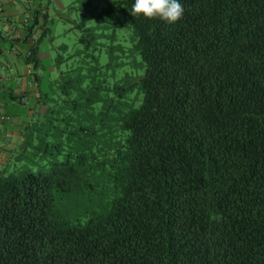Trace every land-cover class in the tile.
Masks as SVG:
<instances>
[{"label":"trees","instance_id":"trees-1","mask_svg":"<svg viewBox=\"0 0 264 264\" xmlns=\"http://www.w3.org/2000/svg\"><path fill=\"white\" fill-rule=\"evenodd\" d=\"M122 2L127 48L75 22L89 65L56 78L43 0L6 37L37 95H5L32 114L0 165V264H264V0H179L174 24Z\"/></svg>","mask_w":264,"mask_h":264},{"label":"rangeland","instance_id":"rangeland-1","mask_svg":"<svg viewBox=\"0 0 264 264\" xmlns=\"http://www.w3.org/2000/svg\"><path fill=\"white\" fill-rule=\"evenodd\" d=\"M43 2L48 6L49 22L47 26L49 28V32L40 43L39 55L42 58L46 69L49 71L51 78L58 77L60 71L70 70L73 67H77L79 62L83 64V66L89 65V63H87L88 56L85 58L84 54H76L78 50L83 48V45L78 43V38L81 32L74 26L75 22L84 20L87 26H94L96 28V33L114 34L116 37L114 43H121L125 46V48L129 45L128 41L129 36H131V29L125 14L121 11V7L123 5L122 0H99V7L105 6L108 3L112 6L111 14L105 15L104 17H96L92 15L91 11L84 13L75 8L74 5L76 7L80 5V2L77 0H43ZM93 12L95 13L96 9H94ZM101 39L104 40H100V42L102 41L105 43V47L101 49V52L96 50L95 53H100V63L105 64L109 62L111 58L110 53L106 51L105 48L106 46L112 44V42L104 37ZM61 45H66V49H59V46ZM58 55H61L65 59L59 67H56L53 64V59ZM125 60L129 62V59ZM113 64H115V60L113 61ZM124 67L129 70V68L132 67L131 62L126 64ZM123 70L124 69L122 67H109L108 80H117L121 76ZM26 106L28 107V104L19 106L20 112ZM31 114L32 111L30 110L29 117H31ZM29 117L25 118L24 123L28 122ZM18 124L23 126V123ZM18 144L19 143L16 138H14V140H12V142L6 147V149L10 151H6L7 154H3L5 152H0L1 166L4 164L9 155L13 156L11 151L13 152L17 150Z\"/></svg>","mask_w":264,"mask_h":264},{"label":"crops","instance_id":"crops-1","mask_svg":"<svg viewBox=\"0 0 264 264\" xmlns=\"http://www.w3.org/2000/svg\"><path fill=\"white\" fill-rule=\"evenodd\" d=\"M27 1L0 0V150H6L14 138L20 142L21 126L18 123H23L30 116L29 106L23 109L26 113L20 114L17 103L6 101V91L15 95L25 93L27 101L37 95L36 83L29 78L30 67L24 64L22 55L18 53L22 51L20 46L9 48L6 45V37L19 31L15 21L24 12Z\"/></svg>","mask_w":264,"mask_h":264},{"label":"clouds","instance_id":"clouds-1","mask_svg":"<svg viewBox=\"0 0 264 264\" xmlns=\"http://www.w3.org/2000/svg\"><path fill=\"white\" fill-rule=\"evenodd\" d=\"M130 13L174 24L183 17L184 8L179 0H135Z\"/></svg>","mask_w":264,"mask_h":264},{"label":"built area","instance_id":"built-area-1","mask_svg":"<svg viewBox=\"0 0 264 264\" xmlns=\"http://www.w3.org/2000/svg\"><path fill=\"white\" fill-rule=\"evenodd\" d=\"M35 40H36V36L33 37L32 42H34ZM22 101L23 102H26V98L25 97H22Z\"/></svg>","mask_w":264,"mask_h":264}]
</instances>
